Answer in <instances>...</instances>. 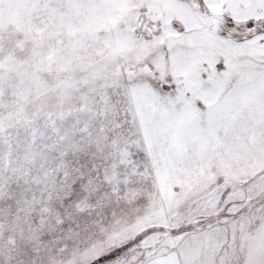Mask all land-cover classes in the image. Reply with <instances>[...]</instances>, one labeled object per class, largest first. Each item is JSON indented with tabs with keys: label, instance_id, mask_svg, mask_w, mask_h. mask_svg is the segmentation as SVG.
<instances>
[{
	"label": "snow or ice",
	"instance_id": "snow-or-ice-1",
	"mask_svg": "<svg viewBox=\"0 0 264 264\" xmlns=\"http://www.w3.org/2000/svg\"><path fill=\"white\" fill-rule=\"evenodd\" d=\"M0 264H264V0H0Z\"/></svg>",
	"mask_w": 264,
	"mask_h": 264
}]
</instances>
